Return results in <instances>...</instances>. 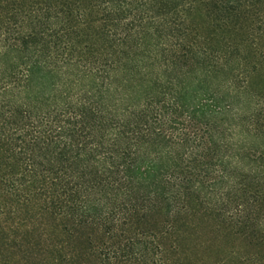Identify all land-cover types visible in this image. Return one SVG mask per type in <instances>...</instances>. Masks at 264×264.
<instances>
[{
    "label": "trees",
    "instance_id": "obj_1",
    "mask_svg": "<svg viewBox=\"0 0 264 264\" xmlns=\"http://www.w3.org/2000/svg\"><path fill=\"white\" fill-rule=\"evenodd\" d=\"M0 264H264V0H0Z\"/></svg>",
    "mask_w": 264,
    "mask_h": 264
}]
</instances>
